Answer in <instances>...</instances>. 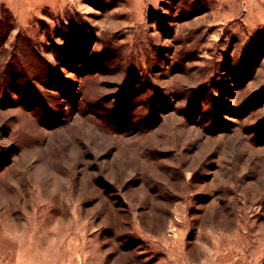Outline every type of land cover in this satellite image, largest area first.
<instances>
[{
  "label": "rangeland",
  "instance_id": "1",
  "mask_svg": "<svg viewBox=\"0 0 264 264\" xmlns=\"http://www.w3.org/2000/svg\"><path fill=\"white\" fill-rule=\"evenodd\" d=\"M0 264H264V0H0Z\"/></svg>",
  "mask_w": 264,
  "mask_h": 264
}]
</instances>
